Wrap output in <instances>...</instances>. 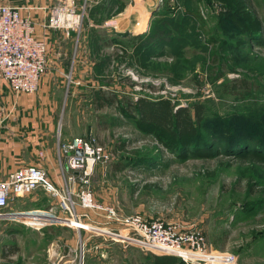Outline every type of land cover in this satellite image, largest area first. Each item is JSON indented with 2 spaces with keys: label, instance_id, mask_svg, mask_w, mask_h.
Segmentation results:
<instances>
[{
  "label": "rangeland",
  "instance_id": "rangeland-1",
  "mask_svg": "<svg viewBox=\"0 0 264 264\" xmlns=\"http://www.w3.org/2000/svg\"><path fill=\"white\" fill-rule=\"evenodd\" d=\"M87 2L92 3L88 15L94 22L106 15L112 25L111 15L123 8L126 15L137 18L139 33L168 25L164 38H170L168 45L150 62L145 58V67L134 63L130 55L119 62L109 57L108 72L101 80L107 82L108 77L107 87L118 97H166L180 105L199 102L205 107L203 128L216 129L215 121L226 126L241 124L249 141H255V126L264 125V0H245L262 26L252 41L218 22L225 8L217 0ZM149 8L154 12L148 18ZM234 78L245 80L236 95L229 91L234 88L222 86ZM38 90L37 86L32 94L19 96L28 97L25 112L35 107L36 117L41 119L45 91ZM89 90L54 91L53 95L48 91V101L55 96L58 102L53 108V136L89 131L110 154L107 161L94 164L89 177L96 201L110 204L122 214L136 212L145 218L194 227L204 234L211 249L236 254L240 264H264L261 153L240 151L239 147L212 157L179 160L151 136L139 132L113 105L95 110ZM136 156L146 159L134 162ZM32 192L40 203L32 202L27 193L0 209V264H140L150 259L148 250L125 238L106 240L86 232L88 238L81 247L74 228L62 223L67 214L59 210L57 199L40 187ZM36 205L40 208H27ZM81 240L83 243V237ZM174 264L181 262L176 259Z\"/></svg>",
  "mask_w": 264,
  "mask_h": 264
},
{
  "label": "built area",
  "instance_id": "built-area-1",
  "mask_svg": "<svg viewBox=\"0 0 264 264\" xmlns=\"http://www.w3.org/2000/svg\"><path fill=\"white\" fill-rule=\"evenodd\" d=\"M25 8L0 2V83L14 98L32 94L45 69L47 45L36 35L31 19L20 13ZM83 13V7L52 5L43 27L79 31ZM57 152L68 170L64 183L54 184L38 163L18 165L0 177V209L15 197L40 187L56 198L59 210L67 214L62 218L64 225L89 235L106 240L125 238L145 250L173 254L184 264H240L236 254L211 249L199 229L145 218L136 212L122 214L114 206L96 201L88 186L89 177L94 164L107 161L110 154L91 132L58 140ZM36 154L39 156L40 150Z\"/></svg>",
  "mask_w": 264,
  "mask_h": 264
},
{
  "label": "crops",
  "instance_id": "crops-1",
  "mask_svg": "<svg viewBox=\"0 0 264 264\" xmlns=\"http://www.w3.org/2000/svg\"><path fill=\"white\" fill-rule=\"evenodd\" d=\"M0 2L26 7L20 13L31 19L36 35L47 45L45 69L38 83V91H45L42 96L45 100L42 101L45 105L43 118L36 117L35 107H32L30 111L32 116L29 117L30 112H25L27 107L24 100L28 97L22 95L12 97L6 85L0 83V107L4 110V113H0V177L18 165L38 163L46 170L54 184L62 185L68 170L63 166L62 158L58 155L57 142L72 135L68 136L67 133L60 132L62 137L53 136V108L58 102L55 96L48 101L50 97L48 91L53 95L54 91L71 92L99 86L95 78L96 73L107 74L109 57L120 53V48L111 42V38L117 35V39L123 41L124 38L120 35L125 32L139 33L137 18L133 17L135 15L129 17L125 9L122 8L120 11L116 7L115 13L111 15L114 19L113 22L110 21L112 25L105 24L109 17L106 15H103L102 20L94 22L89 16L92 3L90 5L87 0H0ZM52 5H64L74 9H79L83 5L86 12L79 31L65 32L61 29L43 27L48 9ZM151 10L148 9V18ZM128 49L130 52L131 48ZM103 62L104 66H102ZM56 96L59 97V94L57 93ZM9 110L11 112L7 114ZM38 150L41 152L39 156L36 154ZM29 193L31 194L27 196L33 197L32 202L40 203L39 196L36 197L32 191ZM37 206L27 208H40ZM92 214L95 215L93 212ZM84 233L86 232L74 228V234L79 242H82L81 237H83V245L88 238Z\"/></svg>",
  "mask_w": 264,
  "mask_h": 264
},
{
  "label": "trees",
  "instance_id": "trees-1",
  "mask_svg": "<svg viewBox=\"0 0 264 264\" xmlns=\"http://www.w3.org/2000/svg\"><path fill=\"white\" fill-rule=\"evenodd\" d=\"M217 1L225 8L224 13L219 16L218 22L227 24L231 31L249 41L257 38L262 29L261 22L246 8L245 0ZM152 27L155 26L152 25ZM167 27L168 25L164 24L160 26V29H152L145 34L125 32L122 36L120 35L124 38L123 41L118 40L117 35L113 36L112 40L110 39L111 42L120 48V53L114 54L113 57L119 62L122 57L130 55L134 63L145 67V58H148L149 61L155 56L163 54L165 46L168 45L170 38L164 40L166 38L165 31H168ZM128 48H131L130 52ZM102 66H104V62ZM96 74L95 78L101 80L105 73L98 75L97 72ZM106 81L101 80L102 84L99 83V86L88 89L93 108L99 110L104 106L113 105L121 116L132 121L139 132L151 136L158 145L179 160L188 157H212L218 151L227 153L229 150L239 147H241L238 149L240 151H243L242 149L251 151L250 149H252L264 157V125L255 126L258 136H256L255 141H249L247 130L241 124H228L226 126L221 121H215L218 123L217 130L208 127L203 128L205 107L202 103L194 102L189 105H179L166 97H147L144 95H138L134 99L124 95L118 97L113 88L107 87L108 82L110 83L108 77ZM244 82L245 80L234 78L228 82L230 84L224 83L222 86L234 88L232 89L234 91H229L236 95L239 93L237 87H242ZM102 85L105 87L102 88ZM239 95H243V93ZM144 157L136 156L134 162L146 159ZM121 166L116 167L120 168ZM149 252L150 259L141 261L140 264H174L176 259L184 264L173 254Z\"/></svg>",
  "mask_w": 264,
  "mask_h": 264
},
{
  "label": "water",
  "instance_id": "water-1",
  "mask_svg": "<svg viewBox=\"0 0 264 264\" xmlns=\"http://www.w3.org/2000/svg\"><path fill=\"white\" fill-rule=\"evenodd\" d=\"M77 152V151H76Z\"/></svg>",
  "mask_w": 264,
  "mask_h": 264
}]
</instances>
